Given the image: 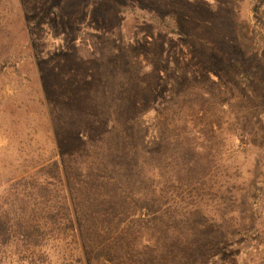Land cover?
Here are the masks:
<instances>
[{"label":"rangeland","instance_id":"rangeland-1","mask_svg":"<svg viewBox=\"0 0 264 264\" xmlns=\"http://www.w3.org/2000/svg\"><path fill=\"white\" fill-rule=\"evenodd\" d=\"M257 3L0 0V264H264Z\"/></svg>","mask_w":264,"mask_h":264},{"label":"trees","instance_id":"trees-1","mask_svg":"<svg viewBox=\"0 0 264 264\" xmlns=\"http://www.w3.org/2000/svg\"><path fill=\"white\" fill-rule=\"evenodd\" d=\"M262 3H263V0H258L257 5L254 7L255 18L258 17L257 15L260 11V7H261ZM100 181H101V179H100ZM101 183L104 184V181H101ZM116 183H117V181L115 179L112 180V179L108 178L106 180V184L112 186V190H114V191L116 190V187H118V185H116Z\"/></svg>","mask_w":264,"mask_h":264}]
</instances>
